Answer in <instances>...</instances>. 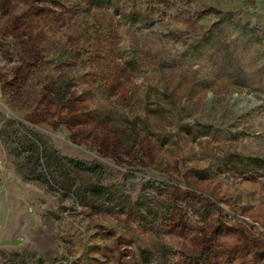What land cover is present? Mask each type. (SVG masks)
<instances>
[{"label":"rangeland","instance_id":"1","mask_svg":"<svg viewBox=\"0 0 264 264\" xmlns=\"http://www.w3.org/2000/svg\"><path fill=\"white\" fill-rule=\"evenodd\" d=\"M0 264H264V0H0Z\"/></svg>","mask_w":264,"mask_h":264},{"label":"trees","instance_id":"2","mask_svg":"<svg viewBox=\"0 0 264 264\" xmlns=\"http://www.w3.org/2000/svg\"><path fill=\"white\" fill-rule=\"evenodd\" d=\"M25 157L29 173L21 175L31 181L38 182L42 187L56 186L64 190H72L74 194L83 198V194L109 197V188L92 181L93 177L100 178L105 174L104 167L99 163H87L79 159H72L58 154L47 146L43 138L31 134L25 138Z\"/></svg>","mask_w":264,"mask_h":264}]
</instances>
